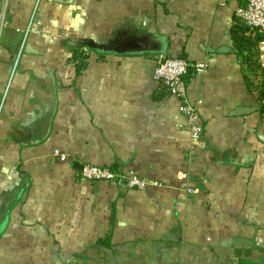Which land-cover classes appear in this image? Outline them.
I'll list each match as a JSON object with an SVG mask.
<instances>
[{"label": "crops", "instance_id": "0c3cea01", "mask_svg": "<svg viewBox=\"0 0 264 264\" xmlns=\"http://www.w3.org/2000/svg\"><path fill=\"white\" fill-rule=\"evenodd\" d=\"M241 1L0 0V264H264V119L232 38L251 33ZM81 39L101 49L69 45ZM163 54L206 64L186 74L195 146L152 77Z\"/></svg>", "mask_w": 264, "mask_h": 264}, {"label": "built area", "instance_id": "2783aa9c", "mask_svg": "<svg viewBox=\"0 0 264 264\" xmlns=\"http://www.w3.org/2000/svg\"><path fill=\"white\" fill-rule=\"evenodd\" d=\"M235 15L249 31L262 33V39L258 44V58L261 65L264 66V0H242L235 8ZM161 58L162 56L153 69L152 77L160 83L168 94L177 97L178 110L186 119L191 143L195 146L202 134L198 111L200 101L192 100L188 95L186 74L190 66L193 67L196 74H203L206 70V64L201 61L190 64L185 58L172 56H165L161 62ZM54 153L60 159L67 156L58 150H55ZM78 175L81 178L101 181L124 178L130 187L139 189L157 184L133 172L120 173L109 167L96 164H82L78 170Z\"/></svg>", "mask_w": 264, "mask_h": 264}, {"label": "trees", "instance_id": "16d2710c", "mask_svg": "<svg viewBox=\"0 0 264 264\" xmlns=\"http://www.w3.org/2000/svg\"><path fill=\"white\" fill-rule=\"evenodd\" d=\"M246 31V28L243 26H236L232 30V38L242 59L241 62L246 70L245 78L247 88L255 95L258 101V111L260 117L264 119V66H262L259 62L257 52L258 44L263 35L258 31H252L249 34H246ZM178 57L185 58L182 56ZM188 62L190 64L195 63H192L189 60ZM101 242L104 241L101 240Z\"/></svg>", "mask_w": 264, "mask_h": 264}, {"label": "water", "instance_id": "95a60500", "mask_svg": "<svg viewBox=\"0 0 264 264\" xmlns=\"http://www.w3.org/2000/svg\"><path fill=\"white\" fill-rule=\"evenodd\" d=\"M70 46L72 47H83V46H88L90 48H92L93 50H99L101 49L99 46L95 45L93 42H91L90 40H78L77 42H73V43H69ZM166 56V54H163L162 55V58H161V62H163L164 60V57ZM251 110L252 109H256V107L254 108H250ZM262 123V122H261ZM260 128L263 130L264 129V124L262 123ZM259 138L264 141V133H259L258 134ZM76 166L80 169L82 165L80 164H76Z\"/></svg>", "mask_w": 264, "mask_h": 264}]
</instances>
